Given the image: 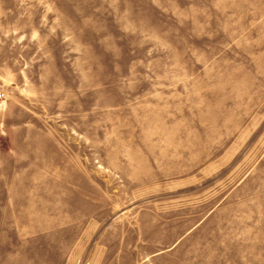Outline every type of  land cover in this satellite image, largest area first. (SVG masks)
Segmentation results:
<instances>
[{
    "label": "rangeland",
    "instance_id": "374dc122",
    "mask_svg": "<svg viewBox=\"0 0 264 264\" xmlns=\"http://www.w3.org/2000/svg\"><path fill=\"white\" fill-rule=\"evenodd\" d=\"M0 264H264V0H0Z\"/></svg>",
    "mask_w": 264,
    "mask_h": 264
},
{
    "label": "built area",
    "instance_id": "2783aa9c",
    "mask_svg": "<svg viewBox=\"0 0 264 264\" xmlns=\"http://www.w3.org/2000/svg\"><path fill=\"white\" fill-rule=\"evenodd\" d=\"M2 97H3V94H2V92L0 91V100L2 99Z\"/></svg>",
    "mask_w": 264,
    "mask_h": 264
}]
</instances>
